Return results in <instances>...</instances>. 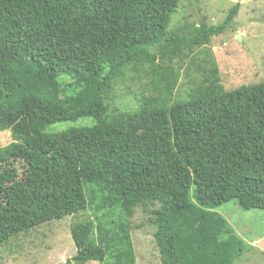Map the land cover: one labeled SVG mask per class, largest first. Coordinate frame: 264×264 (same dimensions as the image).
I'll return each instance as SVG.
<instances>
[{
  "label": "trees",
  "instance_id": "16d2710c",
  "mask_svg": "<svg viewBox=\"0 0 264 264\" xmlns=\"http://www.w3.org/2000/svg\"><path fill=\"white\" fill-rule=\"evenodd\" d=\"M182 1L0 0V132L12 137L0 149V226L17 188L46 184L52 198L42 196L35 216L61 220L86 195L94 218L72 228L77 255L65 264L134 263L128 219L154 206L161 264H233L242 255L244 241L215 212L231 202L264 211V84L226 91L214 69L169 107L152 97L133 113H111L107 103L126 73L206 46L240 8L187 36L171 28ZM165 75L160 85L172 90L181 73L171 65ZM64 76L77 87L63 98ZM81 119L92 126L46 133ZM192 210L199 234L186 259L174 218L187 227ZM15 233L0 234V250Z\"/></svg>",
  "mask_w": 264,
  "mask_h": 264
},
{
  "label": "rangeland",
  "instance_id": "374dc122",
  "mask_svg": "<svg viewBox=\"0 0 264 264\" xmlns=\"http://www.w3.org/2000/svg\"><path fill=\"white\" fill-rule=\"evenodd\" d=\"M238 4V15L224 33L213 37L206 46L186 51L170 65L163 64L165 59L160 57L156 62L159 68L144 66L117 80L107 102L110 112L133 113L145 99L152 97L158 98L157 107H169L176 101H184L193 84L210 76L214 69H217V74L213 77L226 91L244 85L264 84V0H183L177 14L173 16L171 28H185L184 34L189 36L194 25H222ZM152 51L157 53L155 48ZM171 65L180 71L181 76L172 90H165L160 80L166 77L165 73ZM61 83L66 92L63 98L77 87L67 76L61 79ZM92 124L91 119L60 123L49 127L46 133H58ZM11 143L10 132H0V149ZM17 166L22 177L25 168L20 164ZM51 188L52 185L48 187L46 184H38L14 191L10 200L11 213L1 221L0 234L3 236L11 231L16 233L12 237L7 236L9 238L0 250V264H65L77 255L72 228L94 220L86 204L88 197L81 195V207L78 205L77 209L68 212L71 215L61 220H53L50 215L38 218L33 213L40 209L42 196L52 198ZM56 203L63 207L60 202ZM157 209L158 206L149 207L146 211L137 208L134 217L128 219L130 232L127 234L126 241L129 244L126 247L134 252L132 264H161L154 239L157 227L152 214ZM194 213L192 210L188 214L190 222L187 227L181 222L184 218H174L180 232V249L187 252H184L186 259L188 249L185 247L194 233L199 234L196 228L198 224H194ZM215 213L220 214L233 233L244 241L243 253L233 264H264V211H245L231 202L222 205ZM196 245H200L198 241Z\"/></svg>",
  "mask_w": 264,
  "mask_h": 264
},
{
  "label": "water",
  "instance_id": "95a60500",
  "mask_svg": "<svg viewBox=\"0 0 264 264\" xmlns=\"http://www.w3.org/2000/svg\"><path fill=\"white\" fill-rule=\"evenodd\" d=\"M241 1V0H240ZM239 41H241V39L239 38Z\"/></svg>",
  "mask_w": 264,
  "mask_h": 264
}]
</instances>
